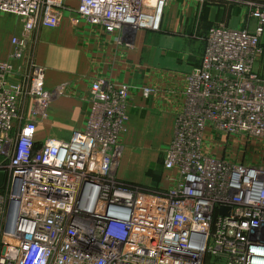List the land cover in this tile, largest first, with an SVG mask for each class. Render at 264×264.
Returning <instances> with one entry per match:
<instances>
[{"label":"built area","instance_id":"built-area-1","mask_svg":"<svg viewBox=\"0 0 264 264\" xmlns=\"http://www.w3.org/2000/svg\"><path fill=\"white\" fill-rule=\"evenodd\" d=\"M169 1L0 0V12L23 28L0 59V264H264V163L246 161L242 150L264 138V81L253 70L264 10L250 11L253 26L208 30L163 150L162 191L114 176L129 116L126 85L96 78L84 126L66 138L38 137L53 92L64 86L49 92L37 64L25 75L34 32L73 11L131 47L138 30L158 29L159 7Z\"/></svg>","mask_w":264,"mask_h":264},{"label":"rangeland","instance_id":"rangeland-1","mask_svg":"<svg viewBox=\"0 0 264 264\" xmlns=\"http://www.w3.org/2000/svg\"><path fill=\"white\" fill-rule=\"evenodd\" d=\"M168 4H174L180 10L186 8L188 6L186 4H191L188 8L192 6L193 12L188 13L185 20L182 16L180 19L173 17L170 20V17L167 15L168 13L166 14ZM255 8L264 10V0H205L202 4H193L185 0L169 1L164 6L158 29L145 31H148V36L150 34L155 38L162 35H175L181 41L182 50L188 51V60L195 59L198 53H200L199 57H202L203 52L201 54V51L205 48L206 35L211 26L219 23H225L233 27L253 26L255 22L249 18V14ZM0 14L6 18L9 40L10 36L19 35L23 32L22 22L15 15L4 12H0ZM65 16V19L58 27L54 29L40 28L30 37L22 64L25 75L31 73L32 64L44 65V67L55 64L59 66L60 71H64V68H66L64 65L69 64L72 65V70L76 72V75L69 77L60 74L57 75L58 78H71L75 81L90 78L88 75L84 76L83 73L95 68L101 51L99 45L97 46L93 41L92 45L87 43L86 46L80 48L78 46L80 43H76L78 38H76V41L73 40L71 44L70 42L66 43L62 32H67L68 34V32L73 31L81 34L99 29L102 34H109L110 32H107L103 27L90 24L88 21L77 16L73 11L66 12ZM181 23L183 27H181L179 32L174 34L172 29L178 30ZM259 44L261 53L254 63L253 70L264 81V33L259 39ZM9 47L7 48L6 57ZM182 50H178L173 55L181 57ZM64 51H72L75 54V58L64 61L62 59ZM79 54H81V57H78ZM90 79L92 82L96 78L91 77ZM57 86H60V89L64 86L63 91L60 93L55 91L56 93H54L53 89L45 87L49 92H53L54 96L47 107V114L41 117L42 120L38 127V137L66 138L74 129H81L87 119L89 94L87 95L86 105L79 106L80 112L78 111L76 114L61 115L53 111L52 103L54 99L69 95L68 84L62 83ZM143 87L140 85L134 89L140 104H142L144 98L153 97L158 92L152 87H147L149 91L145 95ZM27 99H22L20 107V110L24 114L25 110L23 107L27 104ZM135 110L137 111L135 112ZM135 110L130 112L131 115L127 117L124 123L121 134V155L115 165L114 176L118 182L131 186L134 189L158 193L168 187L166 173L161 168V159L163 150L173 134L177 115H171L170 117V114L159 109L145 110V108L139 107ZM180 111L181 108L179 109ZM22 118L24 119L25 116ZM242 150L244 151L243 156L246 161L264 163V138L246 140V148ZM234 151V154L241 153L237 150ZM1 251L2 247L0 245V254Z\"/></svg>","mask_w":264,"mask_h":264},{"label":"crops","instance_id":"crops-1","mask_svg":"<svg viewBox=\"0 0 264 264\" xmlns=\"http://www.w3.org/2000/svg\"><path fill=\"white\" fill-rule=\"evenodd\" d=\"M190 3L195 4L194 2ZM168 5L166 14L168 13L170 20L173 17L180 19L181 16L185 20L186 15L193 12L192 6L188 8L191 4H186L188 6L182 10L174 4ZM181 27H183L182 23L179 24L178 30L173 28L172 32L174 34L179 32ZM147 32L138 30L134 44L131 47L118 44L115 41V34H102L100 29L97 31L92 30L89 33L83 32L80 34L72 31L68 34L62 32V34L65 36L63 38L66 43L70 42L71 44L73 40L76 41V38H78L76 43H80L78 45L80 48L86 46L87 43L92 45L93 41L97 46L99 45L101 51L95 68L93 70L89 69L83 75H88L90 78H104L117 85H126L129 89V116L131 115L130 112L139 107L145 108V110L159 109L170 114V117L171 115L176 116L183 106L187 75L194 66H198L201 58V56L199 57L200 53L197 54L195 59L188 60V51L182 50L181 41L175 35H162L155 38L150 34L148 36ZM9 45L7 21L5 16L0 14V59H5ZM178 50L183 51L181 57L173 55ZM203 50L204 48L201 54ZM78 57H81V54ZM74 58L75 54L72 51L62 53L64 61ZM64 67H66L64 71H60L59 66L55 64L45 66V87L54 90L59 84H68L69 95L56 97L52 107L53 111L58 114L72 115L78 113L79 106L86 105L91 79L75 81L71 78H58L57 75L60 74L69 77L76 75V72L72 70V65L68 64ZM140 85L144 86L142 89L152 87L158 92L153 97L144 98L142 104H140L138 96L134 92V89Z\"/></svg>","mask_w":264,"mask_h":264},{"label":"water","instance_id":"water-1","mask_svg":"<svg viewBox=\"0 0 264 264\" xmlns=\"http://www.w3.org/2000/svg\"><path fill=\"white\" fill-rule=\"evenodd\" d=\"M6 179V174L3 170H0V188L3 186Z\"/></svg>","mask_w":264,"mask_h":264},{"label":"bare ground","instance_id":"bare-ground-1","mask_svg":"<svg viewBox=\"0 0 264 264\" xmlns=\"http://www.w3.org/2000/svg\"><path fill=\"white\" fill-rule=\"evenodd\" d=\"M164 6H165V5H164ZM164 6L159 7L157 17H159L160 15H162V12H163Z\"/></svg>","mask_w":264,"mask_h":264}]
</instances>
